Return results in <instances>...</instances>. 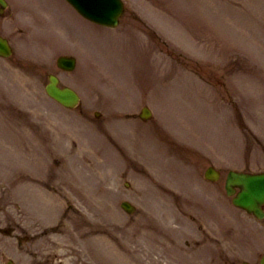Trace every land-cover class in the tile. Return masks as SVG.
<instances>
[{"label":"rangeland","instance_id":"374dc122","mask_svg":"<svg viewBox=\"0 0 264 264\" xmlns=\"http://www.w3.org/2000/svg\"><path fill=\"white\" fill-rule=\"evenodd\" d=\"M231 1L236 5L240 2ZM126 2L127 11L122 26L116 32L104 35L107 43L105 47L110 49V56L103 55L104 51L96 48L93 50L94 54L86 53L80 62L81 67L83 65L87 68L83 72L89 73V76L85 77L79 72L68 77V81L80 86L84 93L86 104L82 106V110L88 114L87 121L78 112L67 115L68 112L55 106L45 95L43 63L47 64L46 56L50 53L38 51L39 47L33 44L36 33L12 34L20 46L19 51L25 56L33 57L39 64L28 62L24 69H19L12 62L0 59V100L3 103L0 125L5 126L8 119L13 120L16 133L13 132L18 136L16 140H9L6 133L0 132V174L1 168H5L3 176L7 178L9 185L15 184L22 165L34 173L35 177L50 174L48 172L53 165L48 146H53L51 137L59 136L58 149L69 151L68 170H63L62 177L73 181L76 178L84 196L77 194L74 199L84 209L85 215L75 214L72 207L67 205L68 200L75 203L71 197L67 201L57 197L52 204L38 190L35 192V206L38 214L40 210L42 213V207L47 208L44 211L47 221L63 220L66 223L64 241L58 244L71 253V256L63 254L68 264H142V260L149 261L151 256L155 260L156 254L161 255L157 256L164 264H236L242 257L255 259L254 256H247L250 240L246 233L250 227H254L252 218L230 208L220 184L213 187L202 180L203 160L199 158L206 154L225 170L232 166L264 168V140L251 136L247 138L235 126L210 120L209 113L203 114V97L200 98L194 85L190 89L186 88L188 92L177 89L179 85L182 86L184 78L190 76L188 73L194 74L198 67L195 58L207 57L209 54L213 60L217 59L216 54L221 56V49L225 47L217 42L216 49L210 46L207 49V44L203 43L204 37L189 34L187 27L190 25L194 32V25L201 21L197 16V0ZM212 2L216 4L217 1ZM20 3L34 20L42 13L45 22L54 26L48 34L59 44L64 38H69L79 49L83 38L89 34L87 28L83 31V24L93 31L104 28L87 22L73 9L71 10L77 15L68 11L59 0H21ZM246 3L249 4L246 5L248 11L253 15L250 19L245 16L247 12L244 14L231 7L228 10L217 8L220 9V15L227 16L233 25L241 23L236 26L240 29L238 35L245 37L246 34L264 49V0H248ZM41 8L46 9L49 14L46 15ZM205 13L208 10L203 7L201 14ZM152 24L157 27L158 34L153 35L160 39L158 43L147 29ZM126 38L144 43L151 38L154 40L150 43L152 49L146 54V58L142 60V54L139 56L140 63H136L141 67L140 72H149L150 77L141 80L134 73L136 70L133 66L123 70L120 67L115 48L120 40L124 41ZM240 41L243 40L240 38ZM90 43L93 45L95 42ZM107 49L104 50L108 52ZM237 50V46H230L227 54L224 49V54L228 57L223 59L228 61V66L235 62L236 57L237 61L242 59ZM248 50L251 66L264 62L262 52L256 54L255 49ZM218 63L225 65L222 61ZM212 68L204 66L203 72ZM261 81L264 82L263 79ZM247 89L257 92L252 85H247ZM144 104H149L156 112L154 124L169 129L168 140L182 145L185 150L192 148L200 155H189L188 151V154L178 153L177 148L168 145L163 137L148 139L151 133L156 132L154 127L135 126L132 121L123 118L127 112L136 111ZM260 105L259 109L264 116V103ZM22 107L25 110L18 111ZM95 110L104 113V117L98 122L92 119ZM19 124L22 125L17 127ZM257 128L264 136V124L261 122ZM74 137L79 144L74 145L71 152ZM141 142L145 143L141 145ZM245 145L252 148V154ZM199 148H204L205 151ZM37 150L42 153L41 158L30 160L29 158L37 156ZM37 162H41V165H36ZM157 174L163 178L171 177L165 179L173 187L183 190L182 196L169 198L168 194L161 195L158 190L160 182L155 178ZM124 179L131 180L134 186L126 189ZM188 179L192 182L191 187L186 183ZM19 193L21 194L20 188L17 187L16 194ZM126 197L138 204L139 211L136 214L129 215L118 205L119 200ZM40 199L46 202L45 205H40ZM178 209L193 211L189 214L190 218L187 213L185 217L179 215L181 226L173 230L175 226L172 224L167 232L169 237L178 239V244L172 245L170 242L160 245L157 241H151L158 239L150 235H156L149 226L154 224L151 214L155 212L168 224L172 219L178 218ZM164 213L169 217L168 222L161 217ZM197 214L203 217L205 225L211 229L216 241L215 249L218 251L208 248L196 251L192 250L194 247L190 249L193 240L200 233L199 228L191 221ZM67 234L74 236L76 243L68 242ZM263 235L260 234L259 239ZM260 243L264 245V240ZM70 244L78 246L80 256H73L74 250L72 252L71 246L69 248ZM152 245L160 247L155 251ZM153 252L155 253L152 254ZM16 257L19 259L20 256ZM21 258L28 264H34L30 262V256ZM0 264H6L3 256H0Z\"/></svg>","mask_w":264,"mask_h":264}]
</instances>
